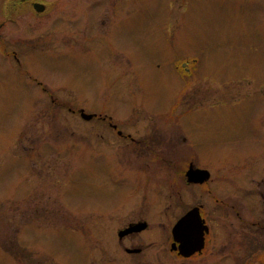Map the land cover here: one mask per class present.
<instances>
[{"label": "rangeland", "instance_id": "obj_1", "mask_svg": "<svg viewBox=\"0 0 264 264\" xmlns=\"http://www.w3.org/2000/svg\"><path fill=\"white\" fill-rule=\"evenodd\" d=\"M33 1L49 12L0 0V264H158L117 253L115 229L149 221L144 238L167 257L186 208L228 231L224 210H253L239 177L264 165V0ZM79 109L159 145L128 147ZM191 163L211 186L187 185ZM29 195L46 208L26 209ZM232 241L196 264H238Z\"/></svg>", "mask_w": 264, "mask_h": 264}, {"label": "flooded vegetation", "instance_id": "obj_2", "mask_svg": "<svg viewBox=\"0 0 264 264\" xmlns=\"http://www.w3.org/2000/svg\"><path fill=\"white\" fill-rule=\"evenodd\" d=\"M22 2L25 3L24 6H22L23 4L22 5L20 4ZM37 3L45 6L43 9V13L49 12L50 6H48V4L46 2L33 1V0H19V4L15 2L13 10L15 12H21L28 5H30V9L35 10V4H37ZM28 8H29V6H28ZM43 13H41V14H43ZM33 82L37 83L38 85L41 84V82H38L36 80H33ZM207 97H208V95L206 96V98ZM82 111H83L82 109H79V114H82ZM87 114L94 116L93 119L90 120V122L97 121L100 124L104 125L105 129L103 131H108V135H110V136H112L118 140H122V141L126 142L125 145H127L128 147H134L132 145L138 141H140V142L145 141L146 142V143H144V146H141V148L143 147L142 149H145V150H146V147L150 148L152 145H154V146L159 145L156 142H153V144H151L149 142V139L153 136L152 132L150 133L151 135H148L149 133L144 134V135L150 136L149 138L143 137V139H139V138H136L134 136V134L132 133V130L130 128L123 127L122 125H121L122 126L121 127L118 124L114 123L113 118L108 116L107 114L102 115L101 112H99V113H87ZM176 122H177V119H175V123ZM258 123H259L258 126L260 128L262 127V129H263L262 130L263 132L261 131V133H260L261 138L259 139V141H260L261 150H260V153L258 154V158L264 159V110L262 112V115L259 116V118H258ZM155 134H158V133H155ZM151 139L154 140V138H151ZM180 139H182L183 142L185 144H187L186 142L188 141V137H186L184 135H183V137H180V135H178V136L173 135V141H174L175 147L179 146ZM87 147H89V146H87ZM83 148H85V147H82V149ZM93 149L95 150L93 152H96V148H93ZM192 165L193 164L191 163L189 165V168ZM33 167L36 168V163L33 164ZM189 168H188V170H189ZM19 169H21V171H23V169L21 167ZM188 170L186 171V173L184 175L185 176L184 180L187 183V185L191 186L187 182ZM39 172L41 173V171H39ZM251 173H252L251 175L248 174L246 176L245 175L240 176L239 182L242 183L243 186L246 182L253 184L252 190L248 188L247 194H250L253 196L254 208L252 211L248 210L247 213H243L240 210L237 213L229 214V215L226 212V210H224V212H223L224 216H227L228 218L230 216V218H235V220H236V223L235 222L232 223V221H231L230 225L228 226L229 231L218 228V225H216L217 220L212 218L211 214H208L207 211H205L201 207L203 218H204L205 223L209 229V232L206 236V246H205V249L203 250V252L201 254L197 253V254L192 255L190 257L182 256L179 254V252L177 250L173 249L172 242H171V245H169L163 249V250L166 249L170 253V255L167 257L161 255L159 250L158 251L155 250L156 252L153 251L152 249H154V248L156 249V246L154 245L155 242L154 241L149 242L146 238H144V235L147 234V237H148L149 234H151L152 226L149 223V221H146L144 219L135 220V221L130 222L126 225L119 226L115 229L116 237H117L115 248L117 250V253L121 254L123 257H127L130 260L137 261V262L141 261V262L146 263V262L151 260L154 263L156 262L158 264H165L164 260L170 259L171 261H173L174 264H196L197 261L202 260L204 258H208V259L214 258L213 255L220 253V251L222 249H225L227 247L226 244H228L229 241L231 244L233 242L232 241L233 238L237 237L238 241H237V243H235L234 247L238 248L240 251H242V249H243V256H240V257L231 256V259L234 262L238 260V264H264V165L262 166V165H260V163L255 164L252 167ZM215 178H216L215 176H214V178H212V173H211V178L206 184L211 186V184L214 182ZM206 184H204V185H206ZM22 186L23 185L21 183V193L18 194L17 198L21 199V200L24 199V201H25V198H22V194L27 193L28 192L27 190L30 189L29 183L28 182L25 183V188H23L25 192H23ZM31 186L33 187V185H31ZM39 186L41 189V187L44 186V183H41ZM194 186H199V185H194ZM42 192L45 193L44 190ZM209 193L211 195L213 193V191L210 190ZM29 194L32 195V193H30V192H29ZM30 195L28 197V201H30L34 204V200H33L34 197L30 196ZM215 196H216L217 203H220V202L223 203V198H219V197H221L219 194L216 193ZM37 204L38 203L35 200V204L31 208L29 207L26 209L43 210L46 208V207H37ZM191 209L192 208H190V209L186 208L185 214L188 211H190ZM216 210H219V209H216ZM204 211H205V213H204ZM183 216H181L179 219H177L176 222L178 220H180ZM227 217L224 218L225 221L228 220ZM144 224H146V227L142 230H135V231L124 233V231L134 229L136 226H141ZM236 224H238V227L235 226ZM234 227L236 229L233 231ZM213 237L215 238L214 241H212ZM221 238H225L226 240H223ZM221 240L224 241L225 243H219V244H223V245L218 244V242ZM215 241H217V243H215ZM211 243H212V245H211ZM212 248H214L213 249L214 252H212L213 255L206 256V253L209 250H211ZM246 251H247L248 255L245 256ZM229 259H230L229 255H225V256L219 255L218 258L215 259L216 261L212 262L211 264H228ZM201 262L205 263V261H201ZM167 263H170V262L167 261ZM206 263H208V262H206Z\"/></svg>", "mask_w": 264, "mask_h": 264}, {"label": "water", "instance_id": "obj_3", "mask_svg": "<svg viewBox=\"0 0 264 264\" xmlns=\"http://www.w3.org/2000/svg\"><path fill=\"white\" fill-rule=\"evenodd\" d=\"M37 10H42V5H35ZM85 119L90 120L92 115H87L82 112ZM188 182L190 184H203L210 179V172L207 170H200L193 165L187 172ZM146 224L136 226L134 230H142ZM209 232L205 221L202 219L200 208L196 207L188 212L174 227L173 236L176 245L179 243L180 254L190 257L197 252H202L205 247V236Z\"/></svg>", "mask_w": 264, "mask_h": 264}]
</instances>
